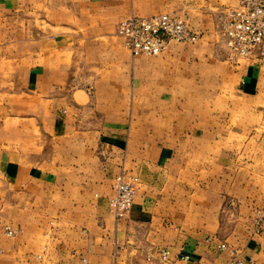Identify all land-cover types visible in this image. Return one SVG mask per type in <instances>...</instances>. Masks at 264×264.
Masks as SVG:
<instances>
[{"label":"crops","instance_id":"crops-1","mask_svg":"<svg viewBox=\"0 0 264 264\" xmlns=\"http://www.w3.org/2000/svg\"><path fill=\"white\" fill-rule=\"evenodd\" d=\"M238 1L0 0V264H264V153L225 135L229 101L264 98V68L224 58ZM157 13L198 38L132 55L118 20ZM120 171L137 181L116 219Z\"/></svg>","mask_w":264,"mask_h":264},{"label":"built area","instance_id":"built-area-1","mask_svg":"<svg viewBox=\"0 0 264 264\" xmlns=\"http://www.w3.org/2000/svg\"><path fill=\"white\" fill-rule=\"evenodd\" d=\"M220 31L229 59L254 58L264 63V0H239L227 8L220 19ZM115 32L132 55L154 56L163 53L170 41L189 42L198 38L188 23L174 13L122 17ZM137 176L118 172L113 179V191L108 205L116 219L126 215L132 205ZM264 241V224L256 227ZM7 233H12L7 229ZM224 247L222 243L220 245ZM158 257L166 260L167 250H159Z\"/></svg>","mask_w":264,"mask_h":264},{"label":"rangeland","instance_id":"rangeland-1","mask_svg":"<svg viewBox=\"0 0 264 264\" xmlns=\"http://www.w3.org/2000/svg\"><path fill=\"white\" fill-rule=\"evenodd\" d=\"M18 1H19L18 7L21 8V10L23 11H25L26 6L30 7L29 9H32V7H37L38 9H40L41 7H43V0H18ZM45 4L48 5L49 3L46 2ZM223 12H221V14L219 15L218 24H219V34L221 36L220 40L224 41V35L220 31V19H221V16L223 15ZM29 18L31 19L33 17H28L26 12H22V15L19 16V20L29 19ZM22 27H23L22 22L20 21L18 24V30L20 31ZM9 34L10 33L8 32L7 36H9ZM20 34L23 35V33L18 32V35ZM223 41H221V43L225 44V42ZM5 51H7L8 53L9 48H5ZM224 54H225L224 58L233 65L240 63L241 60L244 59L242 57H239L237 59H229L226 46L224 49ZM253 59L254 58H252L251 60ZM254 60H255V62L253 61L254 63L258 64L261 68L262 67L264 68V63H261L256 59ZM261 71H264V69ZM259 87H263L262 89L264 90V74L262 75V78L260 80ZM229 102L235 105L234 107L237 108L238 112L232 114L230 110V111L225 112L226 115H224L225 118L227 119L225 121V124H226L225 135L228 136V142H229L227 145L228 146L227 151L232 150V151H242V152L264 153V98L260 96L257 98H252V97L239 98V99H232ZM245 104H249V106H245ZM255 107H258L257 112L250 113V112L243 111V109H249V108H255ZM208 132L217 134V130L214 128H209ZM243 137L244 138L246 137L247 140H245L244 143H240L239 140ZM231 142H235V143H231ZM261 162L264 163V161H261ZM112 191H113V188H112ZM257 210L255 211L251 219V225L253 227V232L255 233H256L255 231L256 227L264 224V209L257 208Z\"/></svg>","mask_w":264,"mask_h":264}]
</instances>
